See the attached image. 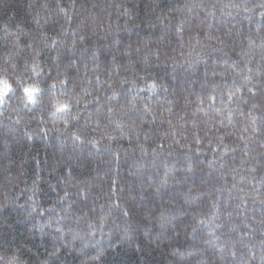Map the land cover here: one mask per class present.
<instances>
[{
  "label": "trees",
  "instance_id": "obj_1",
  "mask_svg": "<svg viewBox=\"0 0 264 264\" xmlns=\"http://www.w3.org/2000/svg\"><path fill=\"white\" fill-rule=\"evenodd\" d=\"M262 4L0 0V264H264Z\"/></svg>",
  "mask_w": 264,
  "mask_h": 264
},
{
  "label": "snow or ice",
  "instance_id": "obj_2",
  "mask_svg": "<svg viewBox=\"0 0 264 264\" xmlns=\"http://www.w3.org/2000/svg\"><path fill=\"white\" fill-rule=\"evenodd\" d=\"M260 7H264V4L260 5ZM55 45L53 44L52 47H54ZM33 71H36L35 68L32 69ZM62 84H67V80H63L61 81ZM0 84H4L7 86V91L3 92L2 94H0V109L6 108L8 106V101L11 100L12 96L15 95L14 90L12 88V86L8 83L7 80H4L2 78H0ZM56 85L52 84V88H55ZM152 87L154 88L155 85H152ZM40 90L38 88H32V87H26L23 89V92L25 94H27V100L28 103L35 105L37 103L36 99H35V94L37 92H39ZM215 102V98H213V103ZM58 112L61 113H68L70 110L68 108V105L64 104L61 105L57 108ZM255 131V129L253 130ZM75 140H80L81 138L79 136H75L74 137ZM201 224H204L205 221L201 220L200 221ZM195 230V229H194ZM233 256H235V253L233 252ZM253 258H254V254H253Z\"/></svg>",
  "mask_w": 264,
  "mask_h": 264
},
{
  "label": "clouds",
  "instance_id": "obj_3",
  "mask_svg": "<svg viewBox=\"0 0 264 264\" xmlns=\"http://www.w3.org/2000/svg\"><path fill=\"white\" fill-rule=\"evenodd\" d=\"M36 71H37V74H39V66H38V64H37V69H36ZM2 79L7 80L8 83H9V80H8L7 78H2ZM5 91H7V86L4 85V84H0V94H2V93L5 92ZM13 264H15V261H13Z\"/></svg>",
  "mask_w": 264,
  "mask_h": 264
}]
</instances>
